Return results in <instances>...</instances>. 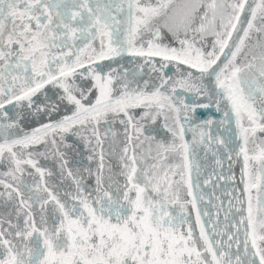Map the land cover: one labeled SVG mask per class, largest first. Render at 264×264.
I'll return each instance as SVG.
<instances>
[{"label":"snow or ice","instance_id":"6c2138e0","mask_svg":"<svg viewBox=\"0 0 264 264\" xmlns=\"http://www.w3.org/2000/svg\"><path fill=\"white\" fill-rule=\"evenodd\" d=\"M125 55L143 58L139 72L121 76L102 63ZM145 65L159 74L158 84L137 79ZM169 65L178 77L165 75ZM198 108L222 113L220 124L235 123L239 143L232 151L238 148L243 160V195L229 202L239 220L229 224L226 215L224 225L235 232L221 230L207 211L206 224L198 208L186 131L193 132L192 144L204 145L222 163L211 148L213 119L186 128ZM161 118L170 141L146 128ZM101 124L103 139L109 132L116 137L113 125L123 126L125 156L133 149L124 164V190L117 188L115 198L104 190L93 200L68 170L76 192L65 193L71 204L62 201L48 187L45 176L52 172L39 158H48L51 145L63 175L68 161L60 146L73 147L66 138L86 148L94 139L101 148L100 193ZM145 141L140 163H155L140 168L135 149ZM170 156L181 163L164 164ZM0 162L9 165L0 177L11 178H0V197L13 209L8 217H15L0 216V264H264V0H0ZM29 169L39 182L24 181L33 175ZM176 175L179 180L172 179ZM185 187L187 201L181 198ZM175 206L179 215L169 210Z\"/></svg>","mask_w":264,"mask_h":264},{"label":"water","instance_id":"95a60500","mask_svg":"<svg viewBox=\"0 0 264 264\" xmlns=\"http://www.w3.org/2000/svg\"><path fill=\"white\" fill-rule=\"evenodd\" d=\"M153 2H155V0H153ZM211 39L212 38L209 37L208 41L210 42ZM169 41H171L170 36L167 37L165 42ZM142 62L143 58H133L125 55L123 57H117L112 61H103L102 63L103 65L115 68L116 71L121 76H123L125 71H128L129 74H131L133 71L139 72V64ZM180 67L185 68L186 66L181 65ZM107 70L108 68L105 69V71ZM81 71H84V69H81ZM164 72L165 75H171L174 77H178L179 75L176 73L175 67L172 65H169L168 68L164 69ZM158 76V73L150 72L149 66L145 65L144 72L138 76L137 79H139L141 83L143 80H150L151 83L158 84ZM77 79L79 80V77ZM129 79H132L131 75H129ZM84 83L87 84L89 81H84ZM49 90L51 91L50 86ZM181 95H184L189 102H191L193 99V97L188 93H181ZM9 111H11V106H9ZM189 115L192 116V114ZM207 118H211L215 121L210 129L213 138L211 148L214 151L218 150L217 156L222 163L218 166L215 163L217 157H214L212 152L208 151L204 145L192 144L193 132L186 131L185 139L189 142L192 148L190 153V160L192 164L191 180L195 188L198 208L201 211L204 222L207 224L209 220V216H203V213L207 211L212 217L213 221L220 225L221 230L235 232L234 228H224L226 223V215L228 216L227 223L229 224L239 220V213H236L234 209L229 212V202L231 201L232 204L235 205V197L243 195V184L241 183V169L243 160L242 158L237 159L236 152L239 151L238 148H236L235 151H232V149L235 147V144L239 143L235 136V123L233 120L231 124H229L227 121H225L223 124H220L219 122L224 120L222 113L216 112L215 108H198L194 117L189 121V124L186 125V128H195L197 124H202ZM32 126L33 125L26 126L25 130L30 131ZM71 137L74 136L69 135L66 140ZM196 139L199 140L198 135L196 136ZM217 139H223L225 141V145L221 146L217 144ZM229 152H231V160L228 158ZM197 165L199 166V175H197L196 171ZM231 177H234V179H231ZM205 181L208 182L205 183ZM197 183L199 184V187H195ZM0 193H2L1 190ZM200 196H203L204 199L200 200ZM188 199L190 200L191 197H188ZM192 211L195 219L196 213L193 209ZM209 231H211L210 228ZM240 238L243 240V229H241ZM224 239L227 240V237H224ZM233 251H235V248H233Z\"/></svg>","mask_w":264,"mask_h":264},{"label":"flooded vegetation","instance_id":"af4514ba","mask_svg":"<svg viewBox=\"0 0 264 264\" xmlns=\"http://www.w3.org/2000/svg\"><path fill=\"white\" fill-rule=\"evenodd\" d=\"M137 111H140V110H137ZM163 123H164V121L161 118L160 122H159V127L156 128L155 129L156 131L153 132L152 134L156 136L157 140L167 139L170 141L171 140V134L167 133L163 129ZM113 128L117 132L116 137L113 138L111 133L109 132L108 137L106 139H103L105 127L103 124H101V126H100L101 137L103 139L102 150L104 148L106 150L104 160H103L104 167L102 169V174H103V177L105 179L104 183L108 186L109 192L115 198V196L117 195V188L121 189V187H120V185L122 183L121 177H123L127 171L126 169H122V167H120L121 166L120 162H122L121 157L124 156V160H126V161L122 162L123 163L122 166L124 167V164L128 163L127 162L128 157L133 154V149L131 147H129V152H128L127 156H125V154L123 152V148H122L123 145L126 146V142H124L125 139H124L123 126L116 124V125H113ZM146 128L154 129L149 125H146ZM66 142L73 146L72 148H64L62 145L60 146V151L65 153V159H67V161H68L67 166L64 169L66 173L68 170H71L73 173V176H77L76 172L81 170V169H84L86 166L89 167V169H91L92 174L96 170L100 171L101 161H100L99 157H100L101 148L96 146L94 139H93L92 145L88 148H86L84 146V144L80 140H78L76 137H71V138L67 139ZM135 143H137V142H135ZM145 145H146V141L143 145H141L140 148L143 149V152L146 155L149 144L147 146H145ZM92 148H96V151L93 152L91 150ZM152 149H153L152 154L155 155V143L152 145ZM44 150H45L44 147L41 146L40 151H44ZM136 150H138V148L135 149V151ZM54 151L55 150L52 148V146L49 145L48 146V158L47 159H44L43 157L39 158V160H40L39 166L45 168L46 170H50L52 172L51 176H48V175L45 176V180L48 184V187L53 189L54 191H56L59 195V198L62 201H67L69 204H71L72 203L71 199L60 194V192L56 189L57 188L56 184L59 181V177L61 176L60 164L62 163V161H60L59 158L55 157ZM103 155H104V152H103ZM89 156L92 157L91 160H89ZM175 160H177L178 163H181V161L179 160L178 157H176ZM104 161H106V162H104ZM152 163H155V161L152 159H146L144 164L150 165ZM164 164H171V163L169 161H164ZM8 170H9V165L7 164V162H0V173L7 172ZM29 171L33 172V175L32 176L25 175L23 177L24 181L26 183H28L31 179V184L33 183V180H35L36 182H39L38 174H35L34 170H32V169H29ZM97 171L94 174L95 180H96V175L98 173ZM117 175H118L120 183H119V181H117ZM78 177H80V176H78ZM0 178L4 179L6 181H10V179H11L10 177H0ZM65 178L67 179V182L70 183V185L74 184L72 177L69 178L68 176H65ZM62 181H65V180L62 179ZM31 184L29 183V185H31ZM122 184H123L122 189L124 190L125 183H122ZM95 185L96 184L89 185L88 187H91L92 189H94ZM66 187H68V186L60 187V190L62 188V190L65 191ZM83 187H85L84 184H83ZM92 189H90L91 198L93 200H95L97 194L94 195L95 192ZM0 190L2 193L5 192V189L3 188V186H0ZM104 190H106V189H104ZM95 191H96V189H95ZM85 194H87V191L85 192ZM5 199H6V197H1V199H0V216H3L5 219L11 218L14 221L15 220L14 215L12 217H8V215H7V213L9 211H13V209L9 208L5 204ZM53 208H54L53 204L47 205L48 213H46V214L49 216V222L50 223H52L51 214H52ZM37 210H39L38 205L33 209V211L36 213L35 218H36L37 225L39 226V222L37 219H40V211H37ZM55 215L59 216V213L56 212ZM4 227H7V224H5Z\"/></svg>","mask_w":264,"mask_h":264},{"label":"rangeland","instance_id":"374dc122","mask_svg":"<svg viewBox=\"0 0 264 264\" xmlns=\"http://www.w3.org/2000/svg\"><path fill=\"white\" fill-rule=\"evenodd\" d=\"M159 122H160V119H158V121H157V123L155 124V125H152V124H148L149 126H151L152 128H154V129H156V128H158L159 127ZM124 139H125V135H124ZM141 139H143V137L141 138ZM124 142H126V140H124ZM136 141L134 140L133 141V144L135 143ZM149 144V142L148 141H146V145L145 146H147ZM154 144V142L152 143V145ZM124 145L122 146V148L124 149ZM143 151V149L142 148H138V150H136L135 152H136V155L138 156V160H137V164H138V166L140 167V168H144L146 165L143 163H140V160H139V156H140V154H141V152ZM103 152H104V156H105V152H106V150H105V148L103 149ZM98 155V154H97ZM99 157V156H98ZM107 157V156H106ZM176 159V157H169V159L167 160V161H169L171 164H176V163H178V161L177 160H175ZM124 161H126V160H124ZM104 162H106V161H104ZM129 164H130V161L128 160L127 161ZM120 167H122V169H125V167H123L122 165H123V163L122 162H120ZM127 170V169H126ZM97 171V170H96ZM96 171H94V173L92 174V171H91V169H89V167H85L84 169H81V170H79V171H77L76 172V175L77 176H74V177H76V178H78L80 181H81V183H82V185L84 184V186L85 187H83L84 188V190H85V192L87 191V194H89L90 193V189H92L91 187H88L89 185H94V184H96V180H95V176H94V174H95V172ZM98 172V171H97ZM65 176H68L67 175V173L65 172V170L63 171V175L61 174V176L59 177V181L57 182V184H56V189L60 192V194H62V195H64V196H66L65 195V193L66 192H68V193H72V194H75V192H76V185L75 184H73V185H70V183L69 182H67V179L65 178ZM78 176H80V177H78ZM69 177V176H68ZM70 178V177H69ZM82 178V179H81ZM88 178V179H87ZM179 175H176V176H173L172 177V179L173 180H179ZM62 179H64L65 181H62ZM105 180V179H104ZM86 181V182H85ZM117 181H119V178H118V175H117ZM121 182L122 183H126V175H124L123 177H121ZM31 184V179H30V181L28 182V184ZM119 183H120V181H119ZM121 183V185H120V187H121V191H123V184ZM65 187V186H68V187H66V189H65V191L64 190H62V188H61V190H60V187ZM107 187V188H106ZM97 188V185H95L94 186V189H92L95 193H94V195H101L102 194V191L104 190V189H106V190H108L109 191V188H108V186L104 183V185H103V189L101 190V192L100 193H97L96 191H95V189ZM67 198H70V197H68V196H66ZM181 198H182V200H185V197H184V195H182L181 194ZM0 199H1V197H0ZM121 202H123L122 200H121ZM97 207H99V205H97ZM170 211H172L174 214H176V215H179V213H180V209H179V206H175V207H170V209H169ZM188 210V220H189V222L192 224V226H193V229H194V233H195V235L198 237L199 236V229H198V227L196 226V224H195V221H194V218H193V215L191 214V211H189V209H187ZM37 211H40V210H37ZM38 220V222H39V225H40V219H37ZM52 225V223H50L49 221H48V226H51ZM186 228H187V226H185V230H186Z\"/></svg>","mask_w":264,"mask_h":264}]
</instances>
